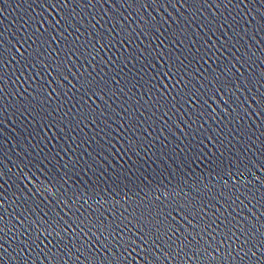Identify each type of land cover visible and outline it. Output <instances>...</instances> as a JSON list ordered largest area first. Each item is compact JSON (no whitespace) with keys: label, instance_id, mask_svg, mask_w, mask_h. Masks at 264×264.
<instances>
[{"label":"snow or ice","instance_id":"snow-or-ice-1","mask_svg":"<svg viewBox=\"0 0 264 264\" xmlns=\"http://www.w3.org/2000/svg\"><path fill=\"white\" fill-rule=\"evenodd\" d=\"M57 0H51V4L53 7L56 6ZM82 88L85 89V93L93 92V94L98 95L97 92L94 91L95 85L92 84L91 81L85 80L84 84L81 85ZM58 234V233H57ZM148 233H145V236H147ZM141 239H144V237H141ZM131 241V245H135V240L129 238ZM261 242L264 243V235H262ZM129 244V241H125V245ZM218 261V264H225V260L222 258H218L216 256H211V259L207 262V264H216ZM228 264H231V260H228Z\"/></svg>","mask_w":264,"mask_h":264}]
</instances>
